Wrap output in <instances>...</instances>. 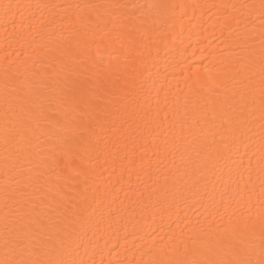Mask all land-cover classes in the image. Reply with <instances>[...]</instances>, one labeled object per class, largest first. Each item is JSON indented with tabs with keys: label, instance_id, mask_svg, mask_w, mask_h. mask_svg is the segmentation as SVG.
I'll return each instance as SVG.
<instances>
[{
	"label": "bare ground",
	"instance_id": "1",
	"mask_svg": "<svg viewBox=\"0 0 264 264\" xmlns=\"http://www.w3.org/2000/svg\"><path fill=\"white\" fill-rule=\"evenodd\" d=\"M7 2L9 0H0V3ZM11 2L107 6L100 15L112 21L108 25L110 34L94 29L80 38L73 34L71 26L60 23L61 16L67 20L71 15L74 20L80 10L72 8L65 12L60 7L49 12L45 9L46 20L49 17L54 20L42 33L45 43L51 39L54 43L70 44L73 50L79 47L82 59L91 68L89 75L105 70L113 80L122 81L138 70L140 74L128 102L138 110H147L149 105L155 108L159 103L169 112V118L155 137L138 139L135 146L124 139L123 133H114L110 124L107 128H96L94 136L84 132L85 136H90V144H61L64 137L82 131L78 128L80 113L57 94L63 72L55 76L54 68L59 65L53 63L52 55L38 56L30 43L17 42L9 35L11 25L6 32L0 20V232L5 214L6 181L10 204L19 196L14 189L31 185L28 192L37 211L53 225L63 220L65 208L88 199L91 207L76 225L73 242L65 253L70 252L71 258L84 260L86 264L93 261L95 264L110 261L111 264H128L129 261L145 264L154 258L153 239L157 247L166 245L169 237L175 242V238L189 233L201 222L205 225L211 222L213 227L223 229L229 215L221 199L225 193L229 198V212L238 207L241 212H247L246 205L251 201V211L256 214L262 178L258 163L262 22L258 12L249 15L248 10L240 6L259 4L260 0ZM90 11L94 12L84 9L81 14L87 15ZM129 35L134 37V45H130ZM252 37L254 40L249 43ZM129 54L131 59L126 60ZM249 60L251 70L238 72L241 61L248 63ZM133 61L135 70L123 67ZM6 70L11 77L7 96L12 104L16 103L13 89L23 88L25 95L39 89L46 96H56L45 108L54 110L64 125L55 135H41V130L49 127L47 122L33 125L32 130L40 139L26 154L18 152L14 143L7 147L5 144ZM49 72H53V77L45 76ZM222 82L227 84L226 88L217 87ZM244 87L253 90L256 101V116L251 118L254 120L250 133L252 146L232 142L229 138V149L212 183L207 189L201 185L200 193L193 195L195 189L189 187L192 181L182 174L186 169L191 171L198 167L195 152L204 136L226 133L227 126L222 128V121L234 107L239 108V97L233 100V92ZM116 108L122 110L119 104ZM143 110L136 117L137 122ZM214 110L216 119L209 123ZM216 139L219 141L220 135ZM54 148L70 152L75 159L74 166L57 167L52 162ZM249 177L251 183H248ZM241 189L243 201L238 204ZM60 194L64 196L62 202Z\"/></svg>",
	"mask_w": 264,
	"mask_h": 264
},
{
	"label": "snow or ice",
	"instance_id": "2",
	"mask_svg": "<svg viewBox=\"0 0 264 264\" xmlns=\"http://www.w3.org/2000/svg\"><path fill=\"white\" fill-rule=\"evenodd\" d=\"M60 7H63L65 12L72 8L80 10L76 13L74 20L71 15L67 20L63 16L60 18V23L71 26L73 34L78 38L81 35L86 37L94 29L105 35L110 34L108 25L112 21L100 15V11L107 7L104 5H49L12 3L11 0L0 3V20L3 21L5 31L7 32L8 26L11 25L12 31L9 35L13 39L22 44L30 43L38 56L51 54L53 63L59 65V68H54L55 76L59 77L63 72L62 79L58 81L57 94L65 103L71 105L74 111L80 113L78 128L82 131L73 136L64 137L61 139V144H90V136L95 135L96 128H107L109 124L114 133H123L124 139L133 146L138 139L146 136L155 137L159 129L168 122L169 112L161 108L159 103L155 108L149 105L147 110L142 108L138 110L128 102L131 89L135 87L137 76L140 74L138 70L134 74H129L130 78L126 77L122 81L113 80L111 74L105 70L95 71L89 75L91 68L82 59L79 47L73 50L70 44L54 43L51 39L45 43V36L42 33L46 26L54 23V20L51 17L46 20L44 10L51 12L52 9ZM232 7L236 8L235 5ZM240 7L247 9L249 15L258 12L262 22L258 138V163L262 178L258 211L256 214L252 213L253 205L249 201L246 205L247 212H241L239 207L229 212V198H226L225 193L221 199L225 205L224 211L229 213L227 226L220 229L213 227L211 222L207 225L201 222L193 226L189 233L175 238V242L173 237H169V242L160 247L156 246L153 239L154 258L146 261L145 264H264V0H260L259 4H245ZM84 9L94 10V12L90 11L87 15L81 14ZM37 37H40L39 41ZM252 40L254 37L248 42L251 43ZM129 41L130 45L136 43L131 35H129ZM83 42L81 38L80 43ZM254 54L250 53V55ZM125 59H131L130 54L125 56ZM123 67L135 70V62ZM251 67V60L248 63L241 61L238 72L249 71ZM45 76L53 77V72L46 73ZM10 79L6 70L3 117L5 144L7 147L10 143H14L18 152L26 154L30 146L40 139L32 130L33 125H38L41 121L48 123L49 127L41 130V135H55L64 125L57 118V114H54V110L45 108V105L56 99V96H46L39 89L27 95L24 94L23 88L13 89L16 92V103L12 104L7 96ZM217 87L226 88L227 84L222 82ZM215 94L220 95L219 92ZM237 97H239V108L234 107L228 118L221 123L222 128L227 126L226 133L204 136L195 152L196 159L199 161L198 167L191 171L186 169L182 174L192 181L189 187L195 189L193 195L200 193L201 185L207 189L208 184L212 183V177L220 169L226 150L229 149V138L232 142L252 146L250 133L253 131L254 120L251 118L256 116L253 90L249 87L237 89L233 92L232 99L236 100ZM224 102L227 103V98ZM118 104L122 106V110L116 108ZM141 110L144 114L137 122L136 117ZM162 113L163 119H161ZM205 119H207V113H205ZM215 119L214 110L209 123L214 122ZM126 124L127 128H125ZM30 131H32L31 137ZM84 132L89 133L90 136H85ZM217 135L221 137L219 141L216 139ZM117 142L119 143V137ZM127 146L128 144L125 143V148ZM53 151L52 162L57 167L61 164L66 168L74 166L75 159L70 152L55 148ZM157 151L160 149L158 148ZM191 159L190 155L189 160ZM5 166L7 167V157ZM248 183H251V177ZM30 187L31 185L25 184L14 189L19 196L10 204L9 185L7 181L5 183V214L3 230L0 232V252H2L0 264H86L84 260L71 258L70 252L67 255L65 253L73 242V236L77 231L76 225L84 218V214L88 213L91 203L85 198L81 203L65 208L63 220L53 225L50 219L46 221L37 211V206L28 192ZM60 196L62 202L64 196L63 194ZM242 201L243 189L240 190V199L237 203L240 204ZM241 206L245 207V205ZM92 264H95V261ZM128 264L131 262L129 261Z\"/></svg>",
	"mask_w": 264,
	"mask_h": 264
}]
</instances>
